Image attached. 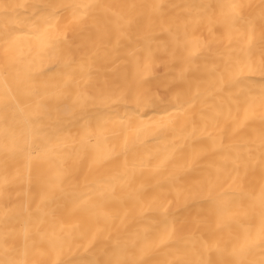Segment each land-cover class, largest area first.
I'll return each mask as SVG.
<instances>
[{
    "label": "bare ground",
    "instance_id": "bare-ground-1",
    "mask_svg": "<svg viewBox=\"0 0 264 264\" xmlns=\"http://www.w3.org/2000/svg\"><path fill=\"white\" fill-rule=\"evenodd\" d=\"M0 264H264V0H0Z\"/></svg>",
    "mask_w": 264,
    "mask_h": 264
}]
</instances>
